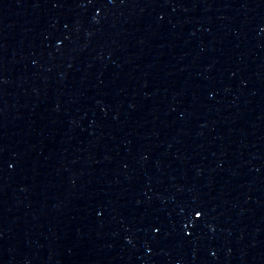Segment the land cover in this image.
<instances>
[{
  "label": "water",
  "instance_id": "water-1",
  "mask_svg": "<svg viewBox=\"0 0 264 264\" xmlns=\"http://www.w3.org/2000/svg\"><path fill=\"white\" fill-rule=\"evenodd\" d=\"M0 264H264V0H0Z\"/></svg>",
  "mask_w": 264,
  "mask_h": 264
},
{
  "label": "snow or ice",
  "instance_id": "snow-or-ice-1",
  "mask_svg": "<svg viewBox=\"0 0 264 264\" xmlns=\"http://www.w3.org/2000/svg\"><path fill=\"white\" fill-rule=\"evenodd\" d=\"M195 215L197 216V217H201L202 215H203V213H202V211H196V213H195Z\"/></svg>",
  "mask_w": 264,
  "mask_h": 264
}]
</instances>
